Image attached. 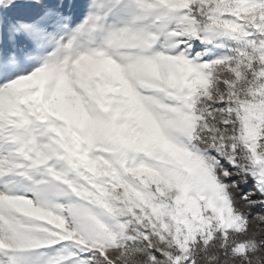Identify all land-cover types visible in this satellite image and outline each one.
I'll list each match as a JSON object with an SVG mask.
<instances>
[{"label": "snow or ice", "instance_id": "6c2138e0", "mask_svg": "<svg viewBox=\"0 0 264 264\" xmlns=\"http://www.w3.org/2000/svg\"><path fill=\"white\" fill-rule=\"evenodd\" d=\"M0 264H264V0H0Z\"/></svg>", "mask_w": 264, "mask_h": 264}]
</instances>
